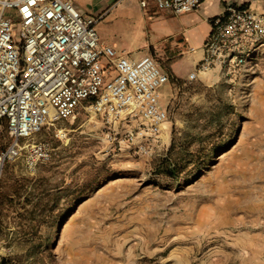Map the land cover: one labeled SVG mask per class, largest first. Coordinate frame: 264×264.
Returning <instances> with one entry per match:
<instances>
[{"label": "rangeland", "instance_id": "obj_1", "mask_svg": "<svg viewBox=\"0 0 264 264\" xmlns=\"http://www.w3.org/2000/svg\"><path fill=\"white\" fill-rule=\"evenodd\" d=\"M163 100L148 152L85 108L24 141L0 174V264H264V49Z\"/></svg>", "mask_w": 264, "mask_h": 264}, {"label": "built area", "instance_id": "obj_2", "mask_svg": "<svg viewBox=\"0 0 264 264\" xmlns=\"http://www.w3.org/2000/svg\"><path fill=\"white\" fill-rule=\"evenodd\" d=\"M201 4L141 0L148 12L175 15L194 12ZM99 20L83 15L71 0H0V135L6 130L10 137L0 151V174L22 155L24 141L82 108L101 116L114 139L120 135L140 152L159 142L169 117L163 96L171 76L157 57L131 60L103 45ZM211 26L204 56L189 81L213 70L236 69L263 52L264 14L228 5ZM49 156L44 144L32 145L28 162Z\"/></svg>", "mask_w": 264, "mask_h": 264}, {"label": "crops", "instance_id": "obj_3", "mask_svg": "<svg viewBox=\"0 0 264 264\" xmlns=\"http://www.w3.org/2000/svg\"><path fill=\"white\" fill-rule=\"evenodd\" d=\"M71 1L83 15L100 17L99 22L106 23L107 27L97 26L103 45L114 47L131 60L148 55L157 57L175 80H188L204 56L203 45L212 30L211 19L223 13L228 5L264 14V0H202L198 10L183 15L155 9L148 12L142 8L141 0ZM119 30L129 37L122 38Z\"/></svg>", "mask_w": 264, "mask_h": 264}, {"label": "trees", "instance_id": "obj_4", "mask_svg": "<svg viewBox=\"0 0 264 264\" xmlns=\"http://www.w3.org/2000/svg\"><path fill=\"white\" fill-rule=\"evenodd\" d=\"M168 172H169V176L174 177L175 170H173V169H169ZM3 264H5V263H3Z\"/></svg>", "mask_w": 264, "mask_h": 264}]
</instances>
